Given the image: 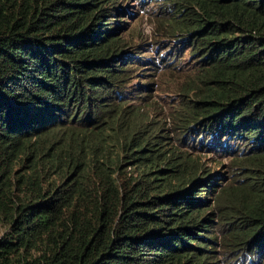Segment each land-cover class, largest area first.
<instances>
[{
    "label": "trees",
    "instance_id": "16d2710c",
    "mask_svg": "<svg viewBox=\"0 0 264 264\" xmlns=\"http://www.w3.org/2000/svg\"><path fill=\"white\" fill-rule=\"evenodd\" d=\"M136 2L196 56L177 143ZM0 225V264H264V0H0Z\"/></svg>",
    "mask_w": 264,
    "mask_h": 264
},
{
    "label": "rangeland",
    "instance_id": "374dc122",
    "mask_svg": "<svg viewBox=\"0 0 264 264\" xmlns=\"http://www.w3.org/2000/svg\"><path fill=\"white\" fill-rule=\"evenodd\" d=\"M147 5V4H146ZM159 5L153 4L150 5V11L157 10ZM135 15L131 18H127L128 27L126 29H136V31H140L142 38H146V42L153 43V50L158 48L159 56H164V63L166 59L169 57L168 53L171 50V46L174 47V53L172 55H176L174 58V62L179 66V71L169 73L165 70L160 72L157 75V90L152 93V99L148 100L147 105H145V109L148 113L152 115H157L162 121H164V127L170 130V134L174 137L175 143H177V139L181 137V132L177 129V125L174 124L173 120L170 117V111L172 109L173 99L171 97H179L174 95L177 91H175V87H181V85H185V83L190 80L192 62L196 60L195 55H191V50L188 48L182 51L180 54L175 50L177 46L180 45L179 42H174L176 37H168L164 36L162 30H158L159 22L158 16L155 13H150V11L142 12L140 11L139 4L133 5ZM151 47V45H149ZM182 47V46H181ZM176 51V52H175ZM182 55V56H181ZM173 57V56H172ZM183 70V71H182ZM174 73V75H173ZM137 78L133 79L132 84H137ZM172 95V96H169ZM135 104H139V100L134 99ZM240 144V143H238ZM241 145V144H240ZM201 160L204 161L205 165L210 168L212 174H220L219 176L220 183L224 184L231 179L232 168L230 164V158L222 156L217 153H209V154H201ZM2 227L0 225V235L2 234ZM219 249V247H218ZM221 247L218 250L221 251ZM220 264H225L226 260L223 258V255L220 256ZM228 259V258H226ZM228 264H231L228 263Z\"/></svg>",
    "mask_w": 264,
    "mask_h": 264
}]
</instances>
